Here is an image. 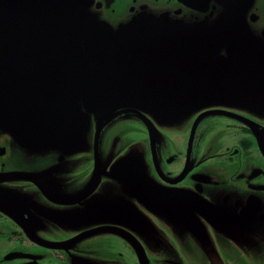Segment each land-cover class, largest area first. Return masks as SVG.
<instances>
[{"label":"flooded vegetation","instance_id":"flooded-vegetation-1","mask_svg":"<svg viewBox=\"0 0 264 264\" xmlns=\"http://www.w3.org/2000/svg\"><path fill=\"white\" fill-rule=\"evenodd\" d=\"M76 3L80 48L99 27L121 78L180 108L98 109L84 148L42 142L51 54L7 55L36 50L17 43L52 6L0 0L1 34L23 36L0 52V264H264V0Z\"/></svg>","mask_w":264,"mask_h":264},{"label":"water","instance_id":"water-1","mask_svg":"<svg viewBox=\"0 0 264 264\" xmlns=\"http://www.w3.org/2000/svg\"><path fill=\"white\" fill-rule=\"evenodd\" d=\"M44 1L52 6V14L43 18L51 25L47 31L36 32L35 36L27 35L24 39L26 42L21 40L17 43L20 38L23 39V36L16 40L13 39V35L6 38L3 33L1 34L0 27V52H8V46L15 45V43L27 46L29 39H31V43L36 44V50L30 54L29 51H21L17 55H7L11 62L31 64L36 60L38 64L36 67L39 68V63L44 55L51 54L47 61V67L52 81L48 83L46 92L48 94L44 98V101L49 104H44L43 101L42 108L46 112H43V115L49 117L52 112L59 116L64 115L65 119L61 120L65 125L60 127H67V134L76 132L75 143H79V145L66 148L64 145L58 144L55 141L60 131L52 127H35L37 138L42 137V142L52 144L51 146L58 149L80 150L87 142L89 112H95L98 109L106 111L107 120L110 116L109 112L125 106L148 109L155 113L163 109H170L167 111L170 113L179 110V101L175 97L167 98L171 93L159 89L162 83L148 81L146 84L135 87L131 82L129 84L121 78L123 65L115 58V53L110 51V47L107 45L108 39L100 42L95 41L99 31L102 30L99 27L92 28L85 34L83 38L84 50L80 48L83 33H79L78 28L82 18V9L76 0ZM44 21H38L37 25H43ZM49 44L53 45L52 48L48 47ZM97 44L98 47L95 46ZM117 51L119 54L128 53V49ZM100 53L105 56L100 57ZM187 101L192 103L194 100ZM37 102L41 103L40 100ZM71 116L75 118L72 120ZM57 118V115L50 116L51 120ZM53 127L57 126L53 125ZM100 129L101 127H97L96 139Z\"/></svg>","mask_w":264,"mask_h":264},{"label":"rangeland","instance_id":"rangeland-1","mask_svg":"<svg viewBox=\"0 0 264 264\" xmlns=\"http://www.w3.org/2000/svg\"><path fill=\"white\" fill-rule=\"evenodd\" d=\"M38 106H42L43 107V104H38ZM83 111H85L84 108H82ZM90 115L94 114V112H89ZM51 115H57V119H54V120H50V116ZM50 116L48 117L47 121H48V124L51 123L52 125L54 126H57V127H52L56 130H59L60 131V134L58 135V138L56 139L55 142H57L58 144H62L64 145L66 148H72V147H75V146H78L79 143H75L76 141V132L74 134H67V127H60V126H64L65 124L63 123L62 120H64V115L61 114V116H59L58 114H55V112H52L50 114ZM72 120L75 118L73 116H71ZM42 119H44V117H42ZM62 119V120H61ZM117 127H113V129H116ZM128 128H132V127H128ZM135 128V127H134ZM80 129V128H79ZM129 131L125 134H124V139L127 140V139H130V135L128 134ZM132 138V136H131ZM55 144V143H53ZM52 145V144H51ZM55 147V146H53ZM57 148V147H55ZM66 151H75V150H69V149H65ZM133 151V150H132ZM134 208V207H133ZM23 262V259L21 260V263Z\"/></svg>","mask_w":264,"mask_h":264}]
</instances>
